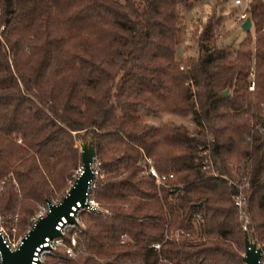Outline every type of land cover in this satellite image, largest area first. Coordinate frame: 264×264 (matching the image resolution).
Returning <instances> with one entry per match:
<instances>
[{"label": "trees", "instance_id": "trees-1", "mask_svg": "<svg viewBox=\"0 0 264 264\" xmlns=\"http://www.w3.org/2000/svg\"><path fill=\"white\" fill-rule=\"evenodd\" d=\"M199 1L0 0L7 225L26 235L39 206L66 195L78 143L90 139L101 162L91 194L108 212L83 213L86 249L73 264H246L230 184L244 175L250 234L264 245V0H249L252 25L238 46L218 44L225 13L215 12L200 55L180 59L183 15ZM142 107L196 127L153 126ZM146 157L176 178L157 184ZM208 158L218 174L203 167Z\"/></svg>", "mask_w": 264, "mask_h": 264}, {"label": "built area", "instance_id": "built-area-1", "mask_svg": "<svg viewBox=\"0 0 264 264\" xmlns=\"http://www.w3.org/2000/svg\"><path fill=\"white\" fill-rule=\"evenodd\" d=\"M235 5H242L243 11L236 15L235 21L237 23H243L245 19L249 16L248 6L249 0H234ZM252 80L250 83V89H255V72H252ZM264 113V108H263ZM206 152V151H205ZM205 160V164L203 167L205 169L211 170L213 173L218 174V171L212 167L211 164H208ZM146 169L145 172L155 176L156 183L159 185H169L168 181L171 178H176L174 172L170 173H161L157 169L153 159L151 157L145 158ZM100 165L101 162L97 160L94 161L93 167L95 172V178H93L89 183V192L88 199L86 203H82L81 201H77L75 205L72 206V210L70 211V215L74 217V220H69L66 216H62V219L59 220L57 224V228L61 231L60 235L50 237L46 236L45 241L39 244L33 255L32 264H73L72 261L75 259L80 253H83L86 249L84 244H80V235L84 230V223L82 220L83 213L85 212H100L106 211L100 205V203L94 199L91 192L96 187L97 176L100 174ZM230 184L235 185L238 188V192L235 196V203L239 208V212L241 218L243 219V228L246 231L247 235L252 238L253 235L250 234V217L247 210L249 191H250V180L246 175L242 176L240 180L231 179ZM58 202V201H53ZM49 211L48 201L43 205L42 209L36 216L35 220L38 219L39 216L45 215ZM0 214V233L3 236L4 242L11 249H17L22 243V239L25 236H21L18 239H11L9 234L6 232L4 225L2 224ZM184 231H178L177 235L183 233ZM129 239L128 234H124L122 241H126ZM254 239V237H253ZM157 247L160 246L159 243L155 244ZM261 246V244H258ZM0 264H1V256H0ZM263 264V262H262Z\"/></svg>", "mask_w": 264, "mask_h": 264}, {"label": "water", "instance_id": "water-1", "mask_svg": "<svg viewBox=\"0 0 264 264\" xmlns=\"http://www.w3.org/2000/svg\"><path fill=\"white\" fill-rule=\"evenodd\" d=\"M252 25V19L248 16L242 23L245 30H249ZM229 89H225L227 95ZM96 159V150L92 142H88L82 149V165L74 183L67 191L66 195L58 202L48 201L49 211L41 215L33 223L29 232L23 237L22 243L17 249H11L4 242L0 233V256L1 264H32V259L36 247L45 241L46 236L54 237L61 234L56 227L62 216L69 220H74L70 215L72 206L81 201L86 203L88 199L89 183L95 178L94 161ZM264 245H258L255 239L246 234L244 260L247 264H262Z\"/></svg>", "mask_w": 264, "mask_h": 264}, {"label": "rangeland", "instance_id": "rangeland-1", "mask_svg": "<svg viewBox=\"0 0 264 264\" xmlns=\"http://www.w3.org/2000/svg\"><path fill=\"white\" fill-rule=\"evenodd\" d=\"M243 11V6H236L234 0H200L193 9L184 12L183 23L185 24L186 30L183 36V41L178 45L177 56L180 59H184L187 56L198 57L201 53L200 47V37L201 33L205 27L206 22L209 17L214 15L215 12L225 13V17L222 21L221 31L224 33V36L218 38L219 45H232L238 46L240 41L246 35V31L242 27L241 23L235 21L236 15ZM140 113L145 117V119L152 124L153 126H158L164 123L176 124V125H185L186 127L193 130L196 126L193 122L191 116L183 117L180 115L169 114V113H160L156 112L149 108L142 107ZM88 142H92L90 139L80 140L78 145L81 150L85 145H88ZM82 165V162H81ZM81 167V166H80ZM80 167L76 170V175L79 174ZM75 179L71 182L70 187L74 183ZM67 189V191L69 190ZM56 201V200H55ZM44 204H41L32 217V221H35L36 216L42 209ZM2 224L6 232L9 234L11 239H18L23 233H18L17 225L15 223L7 225L5 214L0 211ZM84 228L86 223L82 217ZM243 256L245 255V250L242 251ZM246 263V261H245ZM247 264V263H246Z\"/></svg>", "mask_w": 264, "mask_h": 264}]
</instances>
